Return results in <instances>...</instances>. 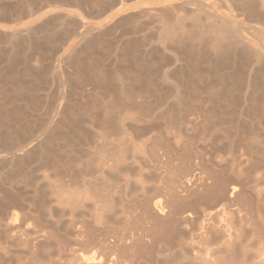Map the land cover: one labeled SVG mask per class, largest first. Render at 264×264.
Segmentation results:
<instances>
[{
  "label": "rangeland",
  "instance_id": "rangeland-1",
  "mask_svg": "<svg viewBox=\"0 0 264 264\" xmlns=\"http://www.w3.org/2000/svg\"><path fill=\"white\" fill-rule=\"evenodd\" d=\"M91 1L82 0L87 24L77 31L105 27L73 53L80 45L69 38L70 15L78 12L72 4L0 0V264H78L84 254L105 264H264V96L246 87L264 61L245 62L237 89L228 92L241 47L220 63L195 41L194 67L186 57L174 61L183 45L157 42L159 11L173 8L167 16L190 28L194 6L187 0H100L105 12ZM201 1L241 22L258 48L264 0H254L259 20L235 13L230 3ZM57 57L63 63L56 65ZM209 63L219 67L213 79L198 73ZM181 66L187 76L174 74ZM133 67L144 78L132 79ZM121 88L138 92L131 105L145 116L108 110ZM179 99L192 110L173 112ZM190 174L207 185L238 184L239 191L231 203L197 201L200 189L186 184ZM158 198L163 215L150 218L144 203ZM216 227L230 235L229 250L209 231Z\"/></svg>",
  "mask_w": 264,
  "mask_h": 264
},
{
  "label": "bare ground",
  "instance_id": "bare-ground-1",
  "mask_svg": "<svg viewBox=\"0 0 264 264\" xmlns=\"http://www.w3.org/2000/svg\"><path fill=\"white\" fill-rule=\"evenodd\" d=\"M48 1V0H47ZM159 1H166V0H159ZM170 3L173 2L168 0ZM187 4L188 5H191V6H194V10L191 12V14L189 15V18L191 20V26L190 28L186 29L185 28V25H184V19L181 18V17H177L176 19H171L167 16V14H170L168 13L167 11L168 10H173V8L170 7L169 5V9L166 10V11H159L158 12V18L160 19V23H161V26L159 27L158 31H157V42L161 45H172V44H179V45H183L182 48H183V51H182V54L179 56L176 52V57L174 58V61H181V62H184L183 58L182 57H186V59H190V61H192V66H194L195 64L194 63H197V57H194V53H193V50H192V45L193 43L196 41L198 43L199 46H207L209 48L212 49L213 53H216L215 55H218L219 56V60H220V63H221V60H226V56L229 55V53L231 54L233 48L236 49L238 46L241 47L240 48V51H239V58L237 60V62L239 61V65L235 67V72L232 76H237V79L236 78H232L233 81H229L231 82L228 85H226V90H228V92L230 90H233L234 88H236L237 84L239 83V77L242 76V75H239L238 71L240 69H243L245 68V62L249 61L250 60H253L255 63H258L259 65H262L263 63L261 61H264V26L263 28L261 29V31H256L257 33V43L256 46H258V48H255L254 46H252V42L247 39L244 34L241 32V29L242 30H246L245 26L237 21V20H234L233 18H229V17H224L222 16V14L218 13L216 10L213 9L212 6H208L206 5L205 3H203L201 0H187ZM222 3H224L225 5L227 3H230L231 5H233L232 7L236 10H233L232 8L229 9L228 7V12L230 11L231 12V9L233 11H235V13L239 12V15L241 16H246L248 18H253V19H257L259 20L260 19V12L259 10L257 9L256 5H255V2L254 0H220ZM54 4L57 6H53L54 8H60L62 7L63 5H60V4H63V3H66V2H69L70 4H72V6H74L78 12H75V13H72L70 11V13H72L70 15V17L72 16L73 18V21L71 23V29H72V32L69 36V38L71 37H74V38H78V42H76L75 44H79L80 46L78 47V49L74 50L73 53H76V52H81L82 51V48L84 46H87V44L89 43V41L91 40V38L93 37L92 35V32L93 31H100L102 28L105 27V22H103L101 24V26H98V27H94V26H88L89 28H87L88 30L83 34L82 32L80 33L79 31H77L80 27H83L85 24H87V21L85 20V18L81 15V10H82V0H53ZM84 2V1H83ZM147 2V1H146ZM151 2V0L149 1ZM156 2V0L154 1ZM160 3V2H159ZM167 3V2H166ZM170 3H167V4H170ZM158 4V3H157ZM164 4V3H163ZM163 4H159V5H163ZM91 5L95 8H98V10L100 12H105L106 9H108V6L105 8L101 7V1L100 0H93L91 1ZM230 5V6H231ZM74 8V9H75ZM94 8V9H95ZM224 9V8H223ZM31 10V9H30ZM165 10V9H164ZM175 11V10H174ZM225 11V10H224ZM234 13V14H235ZM69 14V13H68ZM201 14H204L206 15V18H207V21L203 22L200 18V15ZM233 14V15H234ZM61 15V14H59ZM230 15V13H229ZM237 15V14H236ZM235 15V16H236ZM62 16V15H61ZM66 16H69V15H66ZM63 17V16H62ZM238 17V16H237ZM53 19V18H52ZM59 18H57L58 20ZM61 20V18H60ZM261 20H262V17H261ZM264 21V20H263ZM47 23V22H46ZM49 24V23H48ZM43 26H46V25H43ZM41 27V26H40ZM262 27V26H261ZM47 28V27H46ZM49 28V27H48ZM33 29V28H32ZM38 29V28H37ZM41 29V28H40ZM46 30V29H45ZM16 32H20V30H14ZM30 31V28L28 27V29L24 30L23 32L25 33V35H27V33ZM32 31V30H31ZM35 31V30H34ZM38 31V30H36ZM41 31V30H40ZM44 31V30H43ZM70 32V31H69ZM22 33V32H20ZM22 36H24V34H21ZM92 35V36H90ZM15 35L12 34L11 37H14ZM90 36V38L88 37ZM99 36V35H98ZM27 37V36H25ZM24 37V38H25ZM89 38V41H87L88 39L86 38ZM52 38V37H50ZM54 38V37H53ZM29 39V38H27ZM187 39V42L188 43H184ZM51 40V39H50ZM97 40V39H96ZM185 40V41H184ZM22 41V40H21ZM31 41V40H30ZM33 41V40H32ZM60 41V40H59ZM63 41V40H62ZM51 42V41H50ZM64 42V41H63ZM69 42V41H68ZM91 42V41H90ZM97 42V41H95ZM23 43V42H22ZM36 43V42H35ZM93 43V42H92ZM66 43L64 44H61V48L63 47V45H65ZM19 45V44H18ZM55 45V44H54ZM53 45V46H54ZM82 45V46H81ZM25 46H26V42H25ZM27 46H28V43H27ZM26 46V48H27ZM30 46V45H29ZM28 46V47H29ZM32 46V45H31ZM71 46V45H70ZM67 47L69 48V44L67 45ZM254 47V48H253ZM24 48V46H23ZM37 48V47H36ZM60 48V47H59ZM65 48V47H64ZM72 48V47H71ZM69 48V51L70 49ZM85 48V47H84ZM177 48V47H176ZM41 49V48H39ZM66 49V48H65ZM179 49H181V47H179ZM200 49V48H199ZM262 49V50H261ZM29 50V49H28ZM33 50V49H32ZM38 49H36L35 51H37ZM15 51V50H14ZM177 51V50H175ZM178 51V52H180ZM235 51V50H233ZM34 52V51H33ZM32 52V53H33ZM132 54L134 53L133 51H131ZM204 52V51H203ZM35 53V52H34ZM200 53V52H199ZM12 54V53H11ZM72 54V53H71ZM128 55H130L128 53ZM134 55V54H133ZM174 55V56H175ZM196 55V54H195ZM199 55V54H198ZM235 55V54H234ZM39 56V55H38ZM127 56V54L125 55ZM193 56V57H192ZM204 56V55H203ZM231 56V55H230ZM71 57V56H69ZM128 57V56H127ZM136 57V56H135ZM180 57V58H179ZM235 57V56H234ZM79 58V57H78ZM131 58V57H130ZM211 58V57H210ZM214 58V57H213ZM237 58V57H236ZM152 59V58H150ZM201 59V58H200ZM216 59V58H215ZM32 60V59H31ZM71 60V59H70ZM69 60V61H70ZM129 60V59H128ZM214 59H212L213 61ZM217 60V59H216ZM218 60V62H219ZM236 60V59H235ZM15 61V60H13ZM130 61V60H129ZM138 61V60H137ZM136 61V62H137ZM147 61V60H146ZM56 65L60 64L62 62L61 60V57H57L56 60ZM148 62V61H147ZM205 62V61H204ZM236 62V63H237ZM252 62V61H251ZM261 62V64H260ZM12 63V62H11ZM63 63V62H62ZM137 64V63H136ZM149 64L150 61H149ZM194 64V65H193ZM198 64V63H197ZM200 64V63H199ZM204 64H207V63H204ZM212 65L210 66V63L209 65L207 66H203L202 68H200L198 72L201 76H204L206 78H215L218 76V74L216 73L217 70H218V65H215V63H211ZM235 64V63H233ZM132 65V64H131ZM140 65V64H139ZM190 65V64H189ZM237 65V64H236ZM11 66V65H10ZM15 66V65H14ZM130 66V65H129ZM143 66V65H142ZM141 66V67H142ZM147 66V65H145ZM183 66V65H182ZM179 67L177 68V70L174 72V74H177L178 76H182L184 73L182 72L183 68ZM199 66V65H198ZM197 66V67H198ZM233 66V65H232ZM263 66V65H262ZM138 67V66H137ZM190 67V66H189ZM196 67V66H194ZM200 67V66H199ZM198 67V68H199ZM234 67V66H233ZM260 67V66H259ZM12 68V67H11ZM135 67H133L134 69ZM139 68V67H138ZM247 68V67H246ZM245 68V69H246ZM262 68V67H261ZM132 69V68H130ZM141 69V68H140ZM188 69L185 68V70ZM193 69V67H192ZM196 69V68H194ZM257 69V68H256ZM260 69V68H259ZM258 69V70H259ZM263 69V68H262ZM142 70V69H141ZM143 70H147V68L143 69ZM191 70V69H190ZM210 70H212L211 72H213L214 70L216 72H213V74L210 72ZM233 70V69H232ZM17 71V70H16ZM135 71V69L133 70ZM152 71V70H151ZM184 71V70H183ZM189 71V69H188ZM145 72V71H144ZM154 72V71H153ZM187 73V71H185ZM193 72V71H192ZM258 72V71H257ZM130 73V71H129ZM149 73V72H148ZM151 73V72H150ZM216 73V74H215ZM256 73V72H255ZM126 74V73H125ZM146 74V73H145ZM145 74H142V71L140 73L139 70L136 69L135 72H133V77H130L132 79H139L141 80L140 78H144V75ZM190 76H195V75H192V73H189ZM185 75V74H184ZM256 75V74H255ZM110 76V75H109ZM127 76V75H126ZM165 76V75H164ZM187 76V75H185ZM257 77H255L256 80H253L252 82L251 79H248V83H247V88H250L251 92L250 93H256L259 91V93H261L260 95V98L261 96L263 95L264 96V71H261V72H258V75H256ZM58 77L60 78V80H63L62 79V75L60 73H58ZM103 77V76H102ZM119 77V76H118ZM123 77V76H122ZM177 77V76H176ZM40 78V76H36L35 79L38 80ZM104 78V77H103ZM151 78V77H150ZM175 78V77H174ZM179 78V77H178ZM184 78V77H182ZM193 78H196V77H193ZM252 78V76L250 77ZM127 79V78H126ZM198 79V78H197ZM219 79V78H218ZM223 79V78H222ZM133 80V82H134ZM144 80V79H143ZM199 80V79H198ZM209 80V79H208ZM220 80V79H219ZM250 80V81H249ZM194 81V80H193ZM203 81V80H202ZM205 81V79H204ZM207 81V79H206ZM221 81V80H220ZM63 82V81H62ZM129 82V81H128ZM141 82V81H140ZM139 82V83H140ZM190 82V81H189ZM197 82V81H195ZM214 82V81H213ZM223 82V81H222ZM247 82V81H246ZM100 83V82H99ZM130 83V82H129ZM138 83V82H137ZM182 83V82H181ZM185 83V81H184ZM217 83V82H216ZM133 84V83H132ZM142 84V83H141ZM190 84V83H189ZM193 84V83H192ZM215 84V83H214ZM219 84V83H217ZM222 84V83H221ZM225 84V83H224ZM134 85V84H133ZM209 86L211 87H216L217 85H213L212 84V81L210 83H208ZM121 86V85H120ZM127 86V85H126ZM132 86V85H131ZM140 85H138L139 87ZM193 86V85H192ZM220 86V85H219ZM223 86V85H221ZM228 86V87H227ZM142 87V86H141ZM203 87V86H202ZM241 87V86H240ZM62 88V87H61ZM218 88V86H217ZM221 88V87H220ZM223 88V87H222ZM135 89V88H134ZM216 89V88H215ZM237 89V88H236ZM209 90V89H208ZM223 90V89H222ZM178 91V90H177ZM202 91H204V89H202ZM206 91V90H205ZM225 91V89L223 90ZM20 92V91H19ZM211 92V91H209ZM213 92V91H212ZM218 92V91H217ZM226 92V91H225ZM234 92V91H233ZM63 93V92H61ZM138 92H135L133 91L132 89H125V88H121L119 89V92L118 94L120 95V97L115 100V101H112L110 103V107H108V110H113V109H116V108H122V109H125V108H129L131 110H135V112L138 114V116H145L146 115V110H144L141 106H135L133 107V105H131V100L133 99V97H135L137 95ZM208 93V92H207ZM215 93V92H214ZM212 93V94H214ZM220 93V91H219ZM223 93V92H221ZM227 93V92H226ZM20 94V93H19ZM180 94V93H179ZM232 94V93H231ZM258 94V93H257ZM211 95V94H210ZM228 95V94H227ZM62 96V95H61ZM225 96V95H224ZM254 96V95H253ZM122 97V98H121ZM212 97V96H210ZM259 98V96H257ZM60 98V97H59ZM219 98V97H218ZM217 98V99H218ZM224 98V97H222ZM263 98V97H262ZM261 98V99H262ZM216 99V100H217ZM101 100V99H99ZM260 100V99H259ZM212 101V99H211ZM182 99H179L178 102H177V105L173 108V112H176V113H183V112H189V110L191 108H188V105H183L182 103ZM214 107V106H212ZM254 107V106H253ZM260 108V107H259ZM261 109V108H260ZM192 110V109H191ZM256 110V109H255ZM253 110V111H255ZM213 111V110H212ZM211 110H206V111H203L201 110L200 111V114L203 113V115H208V113H211L213 114ZM250 111V110H249ZM124 112H128V110L124 111ZM106 113H109V112H106ZM253 113V112H252ZM109 115V114H107ZM8 132V131H7ZM13 133V132H12ZM12 135V134H11ZM19 148V147H18ZM25 148V147H24ZM22 149H20L21 151ZM6 152V151H5ZM8 154L12 157H14V153L13 152H8ZM188 159V158H187ZM187 163V162H186ZM189 163V162H188ZM188 167H189V164H188ZM214 175V174H213ZM215 176V175H214ZM217 177V175H216ZM214 180V179H213ZM220 180V179H219ZM230 181V180H229ZM234 181V180H233ZM212 183V182H211ZM186 184L189 185V186H192V185H196L195 188H199L200 190L198 191V194H196V200L200 201V200H209L208 198L212 197V196H215L217 198V200L219 201H224L226 203H231L232 202V199L235 197V194H237L236 192L239 191L238 190V187L236 185H233L232 184H222L220 181H214L211 185H207V183H205L203 177H195L193 176L192 174H190V176L187 178L186 180ZM184 192H188V191H191V188L189 187L188 189L185 188H182ZM193 190V189H192ZM197 191V190H196ZM195 191V192H196ZM194 192V190H193ZM192 193V192H191ZM190 194V193H189ZM175 193H172L171 195V198H175ZM213 197V198H215ZM195 200V201H196ZM151 201V200H150ZM150 201H145L144 203V210L146 212V214L149 215L150 218H156L157 215H161L163 212H164V209L162 207V200L160 198L156 199L154 204H152V206L150 205ZM153 201V200H152ZM163 215V214H162ZM188 218H191V215L189 213H187L185 216H183L181 218L182 222L187 220ZM14 226V225H13ZM7 227V226H6ZM3 228V227H2ZM5 228V227H4ZM7 229V228H6ZM5 230V229H4ZM209 230V229H208ZM7 231V230H6ZM209 231H213L216 233V235L219 237V239L222 240V246L223 248L225 249H230L231 245H230V235L229 234H226L222 228H219V227H216L214 229L211 228V230ZM207 233H209L207 231ZM15 234V232H14ZM20 235V234H19ZM80 254V253H79ZM78 254V255H79ZM94 254V253H93ZM77 256V255H76ZM78 264H105L101 258V256L96 259L94 258V256H88V257H85V254L84 256L83 255H79L78 259ZM107 264V263H106ZM109 264V263H108ZM116 264V263H115Z\"/></svg>",
  "mask_w": 264,
  "mask_h": 264
}]
</instances>
